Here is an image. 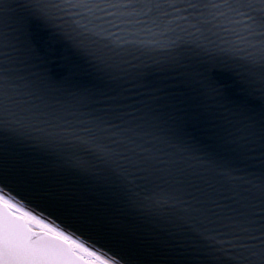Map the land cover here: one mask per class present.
<instances>
[{"label":"snow or ice","instance_id":"snow-or-ice-1","mask_svg":"<svg viewBox=\"0 0 264 264\" xmlns=\"http://www.w3.org/2000/svg\"><path fill=\"white\" fill-rule=\"evenodd\" d=\"M0 264H264V0H0Z\"/></svg>","mask_w":264,"mask_h":264}]
</instances>
